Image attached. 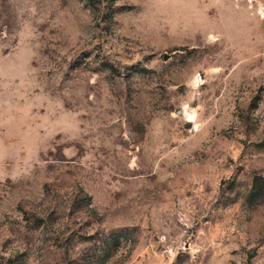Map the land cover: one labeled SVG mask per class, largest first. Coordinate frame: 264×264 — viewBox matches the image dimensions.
I'll list each match as a JSON object with an SVG mask.
<instances>
[{
    "label": "rangeland",
    "instance_id": "374dc122",
    "mask_svg": "<svg viewBox=\"0 0 264 264\" xmlns=\"http://www.w3.org/2000/svg\"><path fill=\"white\" fill-rule=\"evenodd\" d=\"M0 264H264V0H0Z\"/></svg>",
    "mask_w": 264,
    "mask_h": 264
},
{
    "label": "water",
    "instance_id": "95a60500",
    "mask_svg": "<svg viewBox=\"0 0 264 264\" xmlns=\"http://www.w3.org/2000/svg\"><path fill=\"white\" fill-rule=\"evenodd\" d=\"M166 58V60H168V58L167 57H165Z\"/></svg>",
    "mask_w": 264,
    "mask_h": 264
}]
</instances>
